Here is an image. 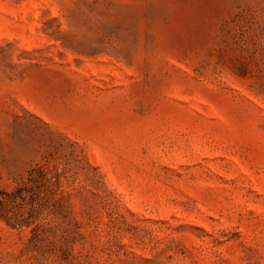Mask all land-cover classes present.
<instances>
[{"label":"rangeland","instance_id":"obj_1","mask_svg":"<svg viewBox=\"0 0 264 264\" xmlns=\"http://www.w3.org/2000/svg\"><path fill=\"white\" fill-rule=\"evenodd\" d=\"M0 264H264V0H0Z\"/></svg>","mask_w":264,"mask_h":264}]
</instances>
